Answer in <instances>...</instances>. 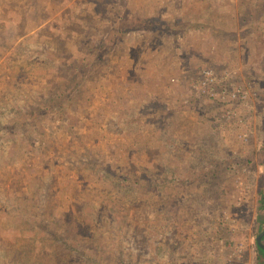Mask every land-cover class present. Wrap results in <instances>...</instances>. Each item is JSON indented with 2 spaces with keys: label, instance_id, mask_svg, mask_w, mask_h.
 <instances>
[{
  "label": "rangeland",
  "instance_id": "374dc122",
  "mask_svg": "<svg viewBox=\"0 0 264 264\" xmlns=\"http://www.w3.org/2000/svg\"><path fill=\"white\" fill-rule=\"evenodd\" d=\"M263 230L264 0H0V264H260Z\"/></svg>",
  "mask_w": 264,
  "mask_h": 264
},
{
  "label": "trees",
  "instance_id": "16d2710c",
  "mask_svg": "<svg viewBox=\"0 0 264 264\" xmlns=\"http://www.w3.org/2000/svg\"><path fill=\"white\" fill-rule=\"evenodd\" d=\"M148 21H152V20H148ZM263 240H264V236H263ZM257 248H258L259 262L260 264H264V249L258 243H257Z\"/></svg>",
  "mask_w": 264,
  "mask_h": 264
},
{
  "label": "water",
  "instance_id": "95a60500",
  "mask_svg": "<svg viewBox=\"0 0 264 264\" xmlns=\"http://www.w3.org/2000/svg\"><path fill=\"white\" fill-rule=\"evenodd\" d=\"M263 236H264V230L261 233H259L256 240H257V243L264 249Z\"/></svg>",
  "mask_w": 264,
  "mask_h": 264
},
{
  "label": "built area",
  "instance_id": "2783aa9c",
  "mask_svg": "<svg viewBox=\"0 0 264 264\" xmlns=\"http://www.w3.org/2000/svg\"><path fill=\"white\" fill-rule=\"evenodd\" d=\"M208 74H210V71H207Z\"/></svg>",
  "mask_w": 264,
  "mask_h": 264
}]
</instances>
